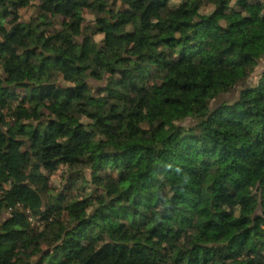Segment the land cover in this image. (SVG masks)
Returning a JSON list of instances; mask_svg holds the SVG:
<instances>
[{
  "label": "trees",
  "instance_id": "obj_1",
  "mask_svg": "<svg viewBox=\"0 0 264 264\" xmlns=\"http://www.w3.org/2000/svg\"><path fill=\"white\" fill-rule=\"evenodd\" d=\"M226 1L0 0V264H264V0Z\"/></svg>",
  "mask_w": 264,
  "mask_h": 264
},
{
  "label": "rangeland",
  "instance_id": "obj_2",
  "mask_svg": "<svg viewBox=\"0 0 264 264\" xmlns=\"http://www.w3.org/2000/svg\"><path fill=\"white\" fill-rule=\"evenodd\" d=\"M231 1H237V0H227L226 4H230ZM233 4V3H232ZM22 20H28L31 16V10L28 9H22L21 10ZM263 11L260 10V16L257 20V27L261 32H264V17L262 15ZM187 32V30H181L179 34H183ZM226 36V35H225ZM78 37H81V34H78ZM96 39L98 41H101L103 39V35H97ZM22 53L21 51H19ZM261 71V68L256 72L255 76L250 80L251 82H257L258 77L257 74ZM95 85H98V83L94 82ZM72 86V84H69ZM12 93L14 96L18 97L15 99V104L19 103L21 100L25 99L27 95V91L23 87H13ZM45 119L49 118V113H45ZM37 124V122H36ZM31 142L26 141L25 145L23 146V150H30L31 149ZM53 166L49 163L43 164L42 171L49 176V180L43 185L45 188L48 189L47 192L50 193V195H61V198L66 201H76L79 199H85L87 197L88 192L91 190V188L86 185L83 182V179L77 175L72 174V171H69V169L61 164L59 168L52 172ZM88 176L90 178L91 172H88ZM11 185V180L8 178H4L1 183V188L6 189L9 188ZM172 203L171 200L168 201L167 205L170 206ZM258 213H261V210L258 211Z\"/></svg>",
  "mask_w": 264,
  "mask_h": 264
},
{
  "label": "built area",
  "instance_id": "obj_3",
  "mask_svg": "<svg viewBox=\"0 0 264 264\" xmlns=\"http://www.w3.org/2000/svg\"><path fill=\"white\" fill-rule=\"evenodd\" d=\"M2 191H3V190L0 188V196H1V194H2Z\"/></svg>",
  "mask_w": 264,
  "mask_h": 264
}]
</instances>
